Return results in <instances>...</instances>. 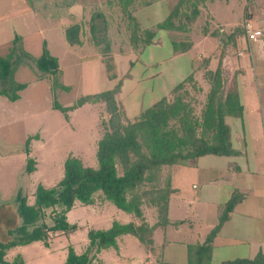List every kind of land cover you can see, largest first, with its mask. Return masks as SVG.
<instances>
[{"label": "rangeland", "instance_id": "1", "mask_svg": "<svg viewBox=\"0 0 264 264\" xmlns=\"http://www.w3.org/2000/svg\"><path fill=\"white\" fill-rule=\"evenodd\" d=\"M56 1L63 3L73 1L79 5L82 2L84 9L86 8V18H89L93 10H104L101 5L92 9V6H95L91 4L92 0ZM176 1L159 0L153 8L140 9L136 14L141 22L152 26L166 17ZM31 3L33 5L28 8ZM52 4H54L52 0H0V57H6L10 53L9 48H12L10 74L7 77H0V92L13 90L17 84H27V88L19 91L20 98L15 102L0 95V240L2 241L10 240L8 230L18 224L19 217L14 200L20 190L31 202V196L40 184L46 188L55 186L63 176L64 163L70 155L80 158L88 166L98 165L96 151L102 132L96 106L87 104L65 114L54 109L53 103L57 101L64 107H69L84 95L104 91L103 88L109 87L108 75L103 73L101 67L96 68L101 58L100 49L92 44L89 33L88 38L86 36L83 38L85 42L83 46H72L65 39V29L80 24V9L77 11L71 9L67 17L64 11ZM141 6L142 4L139 7ZM17 12L19 18L14 15ZM57 13L61 14L58 16ZM245 17L251 19L254 26L264 32V0H212L202 10V15L194 29L190 33L178 36L180 39L188 38L196 44L194 54L199 53L204 57L216 56L220 44L227 42V34L234 28L241 27ZM109 18L112 50L117 52H121L120 49L126 50L124 56L133 61V68L127 76L128 80L125 79L123 82L118 98L127 108L126 116L133 118L162 98L166 94L164 91H167L170 83L174 82V76H170L167 72L159 78L147 79L150 73L156 70L148 66L149 62L167 60L168 54L173 49L170 40L174 37L168 31L159 30L157 31L159 45L149 46L143 53L137 51L139 53L135 54L133 50L130 52V20L120 7H116ZM24 19L26 21H24L23 38L14 47L9 35L17 26V22L23 23ZM205 25L211 32L197 44L195 41L198 42L202 36L200 28ZM219 28L222 29L221 34H215ZM44 41L47 42L50 53L59 60L60 71L56 75L46 74L37 66V59L43 53ZM261 41L264 42V37L258 42L251 43L250 47L246 35H242L239 50L243 52V56L240 57L239 50L231 48L229 56L231 59L224 66L228 78L227 88L233 89L235 84L237 85L244 94L246 108L250 107L248 111L253 104L261 105L259 101H255V97L259 100L263 98L259 85V75L264 72V59L263 64L259 63L260 54H263L259 50V46H262ZM197 58L195 64L198 65L202 62V58L200 56ZM114 64L117 69L118 63L115 60ZM162 65L171 67L173 64L171 61H165ZM214 67L215 64L212 68ZM179 78L177 76L175 80L178 82ZM197 78L202 80L201 73H198ZM53 82L66 85L70 90L54 89ZM158 83L163 86L158 93L163 95L147 97L150 89L157 88ZM205 95L204 93L198 95V91L195 92L201 103ZM200 107L199 104L198 108ZM257 116L260 117L261 114L258 113ZM234 125L235 123L232 128L236 138L240 131ZM261 130H264V127ZM35 135L39 138L31 140L28 156L25 143L28 138ZM29 157L36 161V170L31 174L26 170ZM185 180L189 188L192 177L186 175ZM132 218L130 214L107 200H98L92 205L77 202L67 214L68 221L77 226L73 232L52 235L49 249L50 244L45 248L40 241L33 242L9 250L6 258L13 260L21 253L25 264H64L71 245L77 252L82 253L86 250L89 245L90 230H106L111 228L115 221L123 223L131 221ZM183 227V230H178L177 227L169 225L166 230L159 229L154 237L155 247L151 254L145 252L136 237L125 234L118 238L120 251L109 248L103 250L98 257L103 264H161L162 260L182 259V251L174 243L185 238L189 241L191 236L196 238V233L190 232L188 223ZM166 241L167 244H171L172 252L168 254L165 252L163 258V245Z\"/></svg>", "mask_w": 264, "mask_h": 264}, {"label": "trees", "instance_id": "2", "mask_svg": "<svg viewBox=\"0 0 264 264\" xmlns=\"http://www.w3.org/2000/svg\"><path fill=\"white\" fill-rule=\"evenodd\" d=\"M211 1L177 0L167 18L155 29L141 30L132 12L135 0H114L130 20L129 40L134 49L140 51V45H150L157 31L165 30L174 37L172 48L176 55L193 48L192 40L180 39L178 35L194 29L202 10ZM86 25L94 45L104 54L109 78L116 79L106 15L95 11ZM239 27L227 34L226 43L220 44L214 57L217 61L214 68L210 67L212 57L205 58L200 68H194L192 74L178 83L170 95L145 108L134 119L126 116L125 108L118 100L123 79L114 88L84 95L69 107L54 101L53 108L65 114L87 104L96 106L102 132L96 151L98 165L88 166L80 158L70 155L64 163L63 176L55 186L46 188L40 184L31 196V202L23 191L17 193L14 206L19 221L16 227L8 230L10 240H0V264H25L21 254L8 260V251L38 241L49 246L52 235L76 229V225L69 223L67 214L77 202L92 205L98 200L112 202L137 221H115L109 229L90 230L87 249L77 253L70 246L64 264H103L98 255L109 248L118 250V238L125 234L136 237L147 252H154L156 230L171 224L170 200L176 191L173 187L174 167L188 166L206 155L239 154L232 144L231 128L226 118H243L244 105L237 85L233 89L227 88L228 78L224 70L231 48L239 50L240 37L246 35L244 28ZM200 29L203 36L210 33L206 25ZM80 32V24L66 29L70 45H82ZM221 32L219 28L215 34ZM19 40L20 37L16 36L14 47ZM11 58L12 48L6 57H0V77L10 74ZM37 66L46 74L56 75L60 71L59 60L50 53L46 42L42 55L37 59ZM198 73H201L202 80H198ZM52 85L54 89L70 90L59 82ZM25 88L27 84H17L13 90L0 92V95L15 102L20 98L19 91ZM197 91L198 95L206 94L202 103L195 96ZM34 138L39 136L30 137L25 143L28 156ZM27 161L26 170L31 174L36 170V161L32 157ZM242 198V193H235L206 241L188 246V264L211 263L214 237ZM260 259L261 256L253 261L236 260L223 264H258Z\"/></svg>", "mask_w": 264, "mask_h": 264}, {"label": "crops", "instance_id": "3", "mask_svg": "<svg viewBox=\"0 0 264 264\" xmlns=\"http://www.w3.org/2000/svg\"><path fill=\"white\" fill-rule=\"evenodd\" d=\"M99 1L100 0H92L91 4L95 5L92 6V9H96V7L101 5V7H103L104 10H100V9L99 10L96 9L93 11L91 10L92 12H90L89 18H86L87 17L85 15L86 8L84 9L85 6L81 4L82 2L79 5L78 3L76 4L73 1L63 3V1L52 0V2L54 3L52 5L53 6L57 5L58 8L64 11L67 17L70 14L71 9H74L76 11L80 9V26H81L80 39L82 41V46L85 44L83 38H86L88 36L87 35L88 33L90 39L92 40L89 27L86 25V23L95 11H101L104 15H106L109 25L108 38L109 40L111 39L110 37L111 23L109 17L110 15H112L113 10H115L116 7H118V5L116 4V2H114V0H105V2L103 0H101L103 2H99ZM158 2L159 0L153 2H151L150 0H135L134 5L132 7V12H133V16L137 19L141 30L155 29L156 25L163 22L169 15L170 10L163 20L157 21L152 26H148L143 22H141V19L138 18L136 12L140 9L153 8L155 6L154 4ZM140 4H142L141 7H139ZM32 5H33L32 3L29 4L28 8L29 7L31 8ZM64 13L62 16H64ZM59 14L61 13H57L56 15L59 16ZM14 15L17 18H19L18 12L15 13ZM24 21H26V19L23 20V23L17 22L16 24L17 26L9 35L10 37L9 40L12 42V45L14 43V40L16 39V36L20 37V39L23 38V31H24L23 28L25 27ZM66 29H65V39L68 42L66 38ZM203 38H206V36L202 35L200 40L198 42L196 40L195 42L197 44L201 43ZM170 42L172 45V39L170 40ZM159 43H160V39L157 38V34H156L153 43L143 47L140 46V52L143 53L145 49L149 46L150 47L153 45L158 46ZM260 43L262 44V46L261 45L259 46L260 48L259 50H261L263 54H260L259 63L263 64L262 60L264 59V42L261 41ZM92 44L94 45L93 41ZM74 46H78V45H74ZM130 46H131L130 52L133 50L135 54L139 53L137 52L138 50L134 49L131 42H130ZM195 47L196 44L194 43V46L190 51L178 55L174 54V51L172 49V52H170L167 56L168 57L167 60L162 59L161 62L155 61V63L151 61L149 62L148 66H151V68L154 67L156 70L152 71L147 79L150 78L153 79L156 77L159 78L163 74L165 75L167 72L168 74L170 73V76H174V82L170 83V88H167V91H164V93H166L164 95L158 93V91L163 87L160 83H158L157 88L153 87L150 89L147 97L151 95H154L156 97H160L161 95H163V97L170 95V93L178 83H180L183 79H185L190 74H192L194 68H200V65L204 63V59L208 57H204L201 54L199 55V53L194 54ZM112 48L113 46L111 44V55L113 56V59L118 63L116 64L117 69L115 72L117 78L111 80L108 76L107 79H108L109 87L106 89L103 88L102 90H109L114 88L115 85L121 79H123L122 81V86H123V82L125 81V79L128 80L127 76L133 68L132 66L133 61L124 56L126 50L120 49L121 52H117L115 50H112ZM10 49L11 48H9V51ZM122 50L124 51L122 52ZM99 52L101 58L98 60L99 64L97 65L96 68L99 69L101 67L103 73L105 75H108L103 61L104 54L100 50ZM238 52L240 57H242L243 52H241L240 50ZM82 53L85 54L84 52ZM198 56L202 58V62L197 65L195 64V61L198 59L197 58ZM214 57L215 56H212L210 67H212L216 62ZM119 58H122V60L118 61ZM230 59L231 58L228 57L226 62H228ZM180 60H183V62H180ZM165 61H171L173 65H171V67L170 66L165 67L162 65ZM156 65H159V67H156ZM99 73L101 72L99 71ZM177 76L180 77L179 78L180 80H178V82L177 80H175V77ZM166 84L169 86L167 82ZM259 85H260V90L262 89L263 98L259 100L258 98L255 97V101L256 102L259 101L261 105L253 104L251 105V110L248 111L250 107L246 108L244 94L241 93L240 90L238 89L241 95L242 103L244 105V116L243 118H235V117L226 118V122L231 128L232 144L234 148L237 151H239V154L232 156L206 155L200 157L199 159L189 164L188 166L174 167L173 187L176 191L174 192L170 200V207H169V219L171 222L170 225L177 227L176 229L178 230H183L184 229L183 226H185L188 223L190 227V232H195L196 238L191 236L189 237V241H187L188 238L187 239L185 238L180 242H175L174 245L177 246V248L181 249L183 258L182 259L178 258V260L171 259L170 261L162 260L163 264H188V246L192 244L193 245L202 244L206 241L211 231L218 225L220 221V217L224 212V208L226 204L230 201L232 196L237 192L242 193L243 198L235 206L233 211L229 214L228 219L222 224L218 233L214 237L212 243L210 264H223L236 260L253 261L258 259L259 256H261V259L259 260L258 264H264V130H261L264 127V72L263 71L259 75ZM119 94H118V98H119ZM124 108L126 111L127 108L125 106ZM258 113L261 114L260 117L257 116ZM135 117L129 119H134ZM233 123H235L234 126L238 127L240 131L238 137L236 138L234 137V131L232 128ZM235 140L236 142H234ZM186 175H190V177H192V181L189 184V188L188 186H186L187 183L185 182ZM175 212L177 214H175ZM131 221L136 222L137 220L133 217ZM128 222H123V223H128ZM166 229L167 228H165L164 230ZM158 230H156L155 234L157 233ZM41 244L43 243L41 242ZM118 245H119V239H118ZM141 246L143 247L145 252H147L142 244ZM19 247H24V246H19ZM44 247L46 248V246ZM50 247L51 244L48 247V249ZM170 247L171 244H167L166 241L163 245V255H162L163 258L165 257V252L166 254L172 252ZM119 251H120V245H119ZM149 252L150 251H148L147 253L149 254ZM173 253L174 254L176 253L174 249H173Z\"/></svg>", "mask_w": 264, "mask_h": 264}, {"label": "built area", "instance_id": "4", "mask_svg": "<svg viewBox=\"0 0 264 264\" xmlns=\"http://www.w3.org/2000/svg\"><path fill=\"white\" fill-rule=\"evenodd\" d=\"M242 27L244 28L249 43L258 42L264 37V32L255 27L251 19H245Z\"/></svg>", "mask_w": 264, "mask_h": 264}]
</instances>
